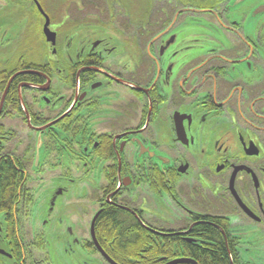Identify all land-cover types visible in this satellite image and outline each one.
<instances>
[{
    "label": "flooded vegetation",
    "instance_id": "obj_1",
    "mask_svg": "<svg viewBox=\"0 0 264 264\" xmlns=\"http://www.w3.org/2000/svg\"><path fill=\"white\" fill-rule=\"evenodd\" d=\"M103 1L0 0V264H264V0Z\"/></svg>",
    "mask_w": 264,
    "mask_h": 264
},
{
    "label": "rangeland",
    "instance_id": "obj_2",
    "mask_svg": "<svg viewBox=\"0 0 264 264\" xmlns=\"http://www.w3.org/2000/svg\"><path fill=\"white\" fill-rule=\"evenodd\" d=\"M86 1V0H85ZM90 1H96L99 3V1L101 2V6H100V10H102V14L105 16L108 11L105 7L106 3L103 0H90ZM110 1L112 0H108V3H110ZM115 2H117L120 5V13H124V14H128V16L130 15L133 18V21H143L144 22V18H145V10H149L145 8V0H115ZM104 5H103V4ZM117 8V7H116ZM87 13H90L91 11H86ZM83 13V12H81ZM131 18V19H132ZM106 20V19H105ZM53 234V232L51 233V235ZM57 255H58V259L62 264H67V259L65 257H63L61 255V253L59 251H57ZM100 264H105L103 261Z\"/></svg>",
    "mask_w": 264,
    "mask_h": 264
},
{
    "label": "water",
    "instance_id": "obj_3",
    "mask_svg": "<svg viewBox=\"0 0 264 264\" xmlns=\"http://www.w3.org/2000/svg\"><path fill=\"white\" fill-rule=\"evenodd\" d=\"M264 12V4L258 6L257 8H255L253 10V14H261ZM102 253V252H101ZM104 254V253H103ZM105 255V254H104ZM106 256V255H105ZM108 259V258H107ZM109 263L111 264H115V263H112V261L110 259H108Z\"/></svg>",
    "mask_w": 264,
    "mask_h": 264
},
{
    "label": "trees",
    "instance_id": "obj_4",
    "mask_svg": "<svg viewBox=\"0 0 264 264\" xmlns=\"http://www.w3.org/2000/svg\"><path fill=\"white\" fill-rule=\"evenodd\" d=\"M215 257H213V259H214V262H213V264H225L224 263V260H222L221 259V254H215L214 255ZM204 264V263H203ZM205 264H207V263H205Z\"/></svg>",
    "mask_w": 264,
    "mask_h": 264
}]
</instances>
